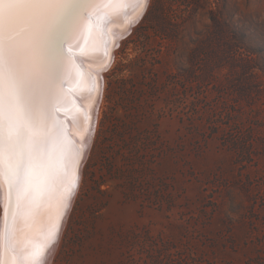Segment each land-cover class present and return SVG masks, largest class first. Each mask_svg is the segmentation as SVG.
Returning <instances> with one entry per match:
<instances>
[{"label":"rangeland","instance_id":"1","mask_svg":"<svg viewBox=\"0 0 264 264\" xmlns=\"http://www.w3.org/2000/svg\"><path fill=\"white\" fill-rule=\"evenodd\" d=\"M148 4L50 264H264V0Z\"/></svg>","mask_w":264,"mask_h":264},{"label":"snow or ice","instance_id":"2","mask_svg":"<svg viewBox=\"0 0 264 264\" xmlns=\"http://www.w3.org/2000/svg\"><path fill=\"white\" fill-rule=\"evenodd\" d=\"M91 7L90 0H0V184L6 189L0 264H41L58 239L63 211L40 248L21 246L15 234L53 198L73 162L71 150L51 136L50 106L65 25L75 27ZM75 187L62 194L64 209Z\"/></svg>","mask_w":264,"mask_h":264},{"label":"bare ground","instance_id":"3","mask_svg":"<svg viewBox=\"0 0 264 264\" xmlns=\"http://www.w3.org/2000/svg\"><path fill=\"white\" fill-rule=\"evenodd\" d=\"M148 1L90 0L93 7L84 13V18L75 27L65 25L60 41L62 57L56 98L50 106L53 117L50 127L52 138L61 147L71 150L73 162L53 198L41 202L30 221L17 225L15 234V240L21 246L30 242V247L40 248L46 243L59 212L63 211L58 239L46 249L41 264H50L78 192L81 167L88 157L98 122L104 73L113 61L120 40L144 16ZM74 183L76 187L64 209L60 198ZM5 200L6 189L0 184V229L3 228Z\"/></svg>","mask_w":264,"mask_h":264}]
</instances>
